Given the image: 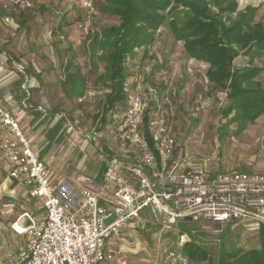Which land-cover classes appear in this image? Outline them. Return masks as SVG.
I'll return each mask as SVG.
<instances>
[{"label":"rangeland","instance_id":"obj_1","mask_svg":"<svg viewBox=\"0 0 264 264\" xmlns=\"http://www.w3.org/2000/svg\"><path fill=\"white\" fill-rule=\"evenodd\" d=\"M91 1L93 12L90 16L81 7L79 0H41L40 7L33 10L5 6V11L13 14L14 23L0 25L1 50L25 66L28 74L35 80L33 101L38 104L42 102L43 105L47 103L50 109L56 105L74 122L78 133L84 129L91 133L92 137L86 143H82L76 134V138H71L72 140L69 136L67 142L63 140L60 148L50 149L48 144H44V140L38 144L43 148L38 155L41 156L42 151L48 150L46 154L54 161L48 165L50 172L63 173L68 177L73 174L100 177L109 164L123 162L122 157H129L126 149L118 145L111 135L110 129L117 119L113 118V113H108L106 125L97 130L108 90L107 82L100 75L107 66L111 48L107 45L97 47L94 37L101 28L117 25L119 20L118 17L101 11L104 5L114 0ZM236 1L238 11L250 3L257 4L259 19L254 21L264 24V0ZM5 4V0H0V7ZM189 14L187 9L181 7L167 11L153 43L136 48L134 55L126 58L124 67L127 74L133 77L131 81H136L131 89L128 85L132 82L128 81V89L135 92L138 98L146 95L148 99L147 93H152L151 100H143L147 102L146 110L154 113L157 105L160 106L165 112V122L172 128L176 143L188 151L194 160L204 164L206 169L264 173L262 152L258 146V140L264 135V120L260 124H254L255 121L247 123L244 130H239L234 123L227 126L229 118H224L222 113L227 100L223 92L213 89L212 84L207 81L205 71L208 65L189 59L183 50V43L172 39L170 22L178 25ZM234 16L235 14L232 15ZM69 60L80 67L86 80L82 102H78L76 98H68L62 87L65 65ZM240 62L261 67L263 71L256 79L264 81V49L252 63L247 58H242ZM236 64L237 61L234 62ZM124 87L125 84V97ZM120 112L121 109L114 111L117 116ZM74 136L73 133L72 137ZM44 162L48 164L49 161ZM2 181L1 175V262L8 253H15L24 247L25 237L20 234L22 230L19 223L15 222L23 221L24 216L20 217L25 213L38 215L40 212L39 201L29 199L24 187L18 185L17 181L11 180L10 185L13 186L10 187ZM110 221L112 218L105 223ZM192 228L195 226L192 225ZM175 233H163L157 227L149 233L135 231L138 239L118 243L124 252L115 256L124 257L129 264H163L167 249L180 250L175 247ZM226 235L236 247L258 248L256 233H232L227 225L217 238ZM204 241L201 245H207Z\"/></svg>","mask_w":264,"mask_h":264},{"label":"built area","instance_id":"obj_2","mask_svg":"<svg viewBox=\"0 0 264 264\" xmlns=\"http://www.w3.org/2000/svg\"><path fill=\"white\" fill-rule=\"evenodd\" d=\"M79 1L90 16L92 1ZM5 2L6 8L32 10L40 0ZM10 20L9 15H0V25ZM124 92L126 107L110 130L114 141L126 149L129 157L122 158L128 163L113 164L99 181L77 175L73 183L52 182L49 168L33 152L19 121L0 106V167L8 179L24 187L29 199L40 203L38 215L20 217L25 216L29 226L15 222L25 237L24 247L8 253L0 264H109L114 258L106 250L109 240L121 242L127 230L149 233L155 227L163 233L175 231V247L180 249H167L163 264H189L181 249L196 233L216 243L227 225L232 233L248 234L264 225V173L206 169L176 146L158 105L147 138L143 100L148 99L138 98L127 84ZM83 136L91 139L90 134ZM258 146L264 162V135ZM183 225L187 227L182 229Z\"/></svg>","mask_w":264,"mask_h":264},{"label":"trees","instance_id":"obj_3","mask_svg":"<svg viewBox=\"0 0 264 264\" xmlns=\"http://www.w3.org/2000/svg\"><path fill=\"white\" fill-rule=\"evenodd\" d=\"M178 7L187 9L190 14L178 25L170 22L172 39L183 43L189 59L208 65L207 81L213 89L226 94L227 105L222 110L223 117L229 118L226 125L235 123L243 130L247 123L264 113V88L254 82L262 69L233 65L238 56H245L252 63L264 49V24L254 21L256 7L248 5L238 11L236 0H114L101 11L118 17L119 23L101 28L94 37L97 47L111 48L107 66L100 75L107 82L109 92L105 95L98 130L106 125L108 113L124 100L123 86L128 76L124 67L126 58L133 56L136 48L152 44L166 12ZM65 68L62 85L69 88L68 96L81 97L85 77L80 67L69 60ZM125 107L126 103L123 111ZM149 113L147 110L143 118L147 138V126L152 117ZM186 227L183 225L182 229ZM256 236L258 248L242 249L232 245L227 235L211 243L210 238L198 232L182 247L181 253L189 264H264V225L259 227ZM202 241L207 245H201Z\"/></svg>","mask_w":264,"mask_h":264},{"label":"crops","instance_id":"obj_4","mask_svg":"<svg viewBox=\"0 0 264 264\" xmlns=\"http://www.w3.org/2000/svg\"><path fill=\"white\" fill-rule=\"evenodd\" d=\"M256 1L260 2V0H256ZM256 1L254 0V2H256ZM40 4H41V0L38 4V7H40ZM250 6L256 7L257 4H251L250 3ZM4 7L5 6L0 7V14L6 15L8 13L5 11ZM1 10H2V12H1ZM241 10H243V9H241ZM258 11H259V9H257L254 19H256V18L259 19L257 17ZM8 15H10V18H11L10 23L8 25L13 24L14 23L13 14H8ZM242 58L246 59L247 57L238 56L234 61V62L237 61V64L234 65V62H233V65L235 67L246 66L247 64L246 65L241 64L240 61ZM256 67H258V66H256ZM259 68H261V67H259ZM22 77H24L23 80H22ZM256 78L254 79V82L259 83L264 88V81L261 82L259 79H256ZM64 79H65V76H64ZM64 79H63V81H64ZM132 79H133V77H131L128 74L127 79L124 82V84H128L127 83L128 81L132 82L128 85V86H130V89L133 88V83L136 82V81H134V82L131 81ZM25 80H27V82H26L27 91L23 92V90L21 89V85ZM63 81H62V83H63ZM35 87H36L35 80H34V78H32V76H30L28 74L27 68L25 66H23L21 63H19L15 58H13L10 55H8L7 53H5V51L1 50V46H0V106L4 109L10 111L11 114L19 121V125L21 127L22 133L27 138V140L29 141L31 148H32L33 152L35 153V155L37 157L40 156V155H38L39 150L43 149L42 147L38 146V144L40 143L41 140H44L45 141L44 144H48L50 149L51 148L53 149L56 147L57 148L62 147L63 146V144H62L63 140H64V142L65 141L67 142L68 136L70 137V139L71 138L74 139V138H76V134H78L77 137H80L82 143H86V141L89 142L90 138L87 140L85 138V136H83V135L91 134V133H88V131L85 129L83 130V132L78 133L75 129V126L73 125L74 122H72L70 120L69 116L65 112L59 110V108L56 105L53 106V109H50L49 105H47V103H46V105H43V104H41L42 102L40 104H38V103L33 101L34 90H32V89ZM62 87L64 88L65 95L68 98H76L78 100V102H82L83 96L85 95V92H86V80H85L84 93L79 98L69 97L68 96V94H69L68 89L69 88L67 86L64 87L63 85H62ZM106 92L108 93L109 90H107ZM225 97H226V94H225ZM151 98H152V93H149L148 99L151 100ZM124 100H125V97H124ZM124 100H123V102L118 103V104H120L119 106H117L118 104H116L115 107L113 108V110L111 112H109L111 114L113 113V118L115 117L118 119L121 116L122 109L124 108V103H126ZM117 109H121V112L118 116L115 115V113H114V111ZM149 114L152 116L151 113H149ZM263 120H264V113L261 114L255 120L254 124H260ZM97 132L99 133L100 131H97ZM73 133L75 134L74 137H72ZM175 144L178 148H181L176 143V141H175ZM47 151L48 150L42 151V155H41L42 157L40 156V158L39 157L38 158L43 162H44V160H48L49 161L48 164L47 163L45 164L48 167L49 163H53L54 161H52V159L49 158V155L46 154ZM122 160H123V162L115 161V162L109 164L107 169L109 167L113 166V164L128 163V158H125ZM57 169H59V166ZM262 169L264 170V167ZM1 175H2L3 184H6L9 187L13 186V185H10V181L13 179H8L6 177V173L2 167H0V179H1ZM75 176L76 175L73 174L72 176L68 177L63 173L59 174V172H57L56 174L51 173V181L54 182L58 179H63L67 183H73ZM90 176L96 181L101 180V177H102V175L100 177H99V175H97L96 178H95V176H92V175H90ZM134 233H135V231H132V230L125 231V233L123 235L124 240L121 242L136 241L138 239V237H136V235ZM121 242H117L114 240H109L107 242L106 250L111 251L114 254V258L109 264H121L123 261L126 262L127 264H129L125 260L124 257L120 258V257L115 256V254H117V253L124 252V251H122L121 246L118 245V243H121Z\"/></svg>","mask_w":264,"mask_h":264},{"label":"water","instance_id":"obj_5","mask_svg":"<svg viewBox=\"0 0 264 264\" xmlns=\"http://www.w3.org/2000/svg\"><path fill=\"white\" fill-rule=\"evenodd\" d=\"M29 225H30L29 221H28L27 218L24 216V217H23V221H21V227H22V228H25V227H27V226H29Z\"/></svg>","mask_w":264,"mask_h":264}]
</instances>
